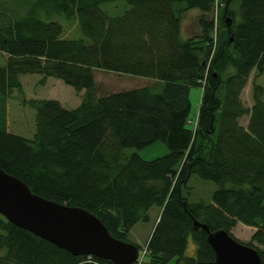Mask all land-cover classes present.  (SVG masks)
Here are the masks:
<instances>
[{"label":"trees","instance_id":"16d2710c","mask_svg":"<svg viewBox=\"0 0 264 264\" xmlns=\"http://www.w3.org/2000/svg\"><path fill=\"white\" fill-rule=\"evenodd\" d=\"M25 1L0 23V167L38 195L84 207L120 239L158 206L144 264L211 260L192 218L229 233L237 221L254 226L246 243L264 264V89L253 81L252 103L240 99L250 71L263 68L264 0H123L118 14L99 6L112 0ZM188 8L200 11V33L183 37ZM55 15L74 16L82 36L62 37ZM96 69L151 82L99 94ZM27 72L81 90L78 104L25 97ZM191 86L200 88L192 118ZM154 140L167 151L142 158L137 149ZM191 173L215 182L209 200L183 195ZM188 235L195 249L185 256ZM0 264L113 263L71 254L0 214Z\"/></svg>","mask_w":264,"mask_h":264},{"label":"water","instance_id":"95a60500","mask_svg":"<svg viewBox=\"0 0 264 264\" xmlns=\"http://www.w3.org/2000/svg\"><path fill=\"white\" fill-rule=\"evenodd\" d=\"M229 23V17H225ZM0 214L71 254H89L109 259L113 264H132L138 247L129 240L111 235L89 210L58 202L32 192L19 177L0 167ZM192 227L205 231L213 258L193 264H260L257 249L223 228L192 218Z\"/></svg>","mask_w":264,"mask_h":264},{"label":"rangeland","instance_id":"374dc122","mask_svg":"<svg viewBox=\"0 0 264 264\" xmlns=\"http://www.w3.org/2000/svg\"><path fill=\"white\" fill-rule=\"evenodd\" d=\"M22 2L26 3L25 0H0V23L11 19V14L19 11ZM237 3V0H236ZM13 6H12V5ZM11 5V6H10ZM100 8L108 12L109 14H118L120 13L127 4L123 0H112L100 3ZM236 4L233 2V7ZM200 14V11L197 8H188L182 11L181 14V24H180V33L181 36L185 37L188 35L199 34L200 28L197 24V18ZM54 18L58 20L62 25V37L64 38H75L82 36L81 30L76 23L75 17L71 16L69 18H63L59 15H55ZM215 19V18H214ZM5 61L4 54L0 51V65ZM95 75V91L97 93H105L112 90H117L119 88L127 87L133 82H137V75L127 74V73H116L113 71L96 69L94 70ZM40 74L37 72H27L19 75L20 81L23 83V90L25 97H40V96H54L59 97L65 96L66 107L72 106L76 100L73 87L69 84L62 82L59 78H54L48 76L46 83L42 84L38 82ZM142 77V76H140ZM149 81V80H148ZM259 83L264 89V61L263 68L260 73H256L252 69L249 73V76L246 80V83L241 88L240 99L244 106H249L252 103L251 99V85L252 82ZM141 84V82H139ZM81 91V90H80ZM200 95V88L198 86H191L189 89V101H190V110L189 117L192 118L197 109L198 99ZM80 96V94H79ZM264 99V94L263 97ZM241 124H245L246 115H242L239 118ZM134 149L132 147H125L123 149L124 154H128ZM167 151L166 145L160 140H154L149 144L143 146L140 149H137V153L142 156V158L150 159L155 156L161 155ZM216 187L215 182L199 177L195 173H191L186 185L182 188V193L186 196L187 200H204L207 201L210 198L211 191ZM159 207L152 205L148 209V219L145 221L138 220L130 228L127 234V239L139 246H142L150 233L152 224L158 214ZM254 226L243 224L240 221H237L232 227H230V233L241 241H248L250 233L254 230ZM254 243V242H253ZM262 246V245H259ZM195 243L192 240L191 236L188 235L183 250V255L190 256L194 254ZM171 259L170 261H172Z\"/></svg>","mask_w":264,"mask_h":264},{"label":"crops","instance_id":"0c3cea01","mask_svg":"<svg viewBox=\"0 0 264 264\" xmlns=\"http://www.w3.org/2000/svg\"><path fill=\"white\" fill-rule=\"evenodd\" d=\"M5 56V55H4ZM118 74H120V73H118ZM137 78V82H133V84H129V85H127V87H124V88H130V87H136V86H140V85H143V84H146V83H150L151 81H148V80H150L149 78H146V77H136ZM47 80H48V77H46L45 78V80H44V82H42V84H44V83H46L47 82ZM94 81H95V75H94ZM139 82H141V84L139 83ZM21 85H22V89H23V83L21 82ZM119 89H121V88H119ZM72 92H74L75 93V96H76V100H75V102H74V104H72V106H69V107H73V106H75V105H77L78 104V102H79V100H80V96H79V94L81 93V91H75L74 89H73V91ZM13 93H14V91H13ZM23 94H24V90H23ZM40 97H45V98H56V99H58L63 105H65V103L67 102L66 100H65V96H60L61 98H59V97H54V96H40ZM141 156V155H140ZM142 157V156H141ZM157 216V215H156ZM156 219V218H155ZM155 221V220H154ZM154 223V222H153Z\"/></svg>","mask_w":264,"mask_h":264},{"label":"built area","instance_id":"2783aa9c","mask_svg":"<svg viewBox=\"0 0 264 264\" xmlns=\"http://www.w3.org/2000/svg\"><path fill=\"white\" fill-rule=\"evenodd\" d=\"M148 260L146 247H142L139 254L133 264H143Z\"/></svg>","mask_w":264,"mask_h":264}]
</instances>
